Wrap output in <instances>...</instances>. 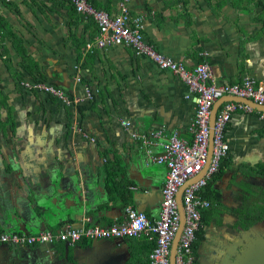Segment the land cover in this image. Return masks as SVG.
<instances>
[{
  "label": "crops",
  "instance_id": "crops-1",
  "mask_svg": "<svg viewBox=\"0 0 264 264\" xmlns=\"http://www.w3.org/2000/svg\"><path fill=\"white\" fill-rule=\"evenodd\" d=\"M123 1L144 18L146 41L159 53L188 69L209 63L219 84L250 76L264 85V0H88L111 15ZM75 8L65 0H0V233L109 227L125 223L128 208L157 220L168 167L152 161L144 136L194 138L197 103L187 84L130 47L99 49L97 21ZM40 81L73 102L25 85ZM88 89L93 99L83 100ZM226 139L222 174L209 181L219 206L202 212V247H241L249 238L233 232L229 208L222 215L238 186L224 174L264 162V120L239 111ZM160 142L154 154L163 152ZM262 228L252 234L264 239ZM153 244L146 237L4 244L0 264H150Z\"/></svg>",
  "mask_w": 264,
  "mask_h": 264
},
{
  "label": "built area",
  "instance_id": "built-area-1",
  "mask_svg": "<svg viewBox=\"0 0 264 264\" xmlns=\"http://www.w3.org/2000/svg\"><path fill=\"white\" fill-rule=\"evenodd\" d=\"M72 3L79 12L93 16L99 25L95 46L107 49L112 46H127L136 55L144 56L155 62L161 69L168 70L180 77L188 86L190 95L194 96L197 107L192 123L193 141L179 138L178 132H173L165 138L163 131H156L153 138L146 137L144 142L154 163L168 167L165 185L162 190V203L159 218L151 220L146 213L133 208L127 209V221L109 227L82 226L68 227L58 232L42 231L37 234L0 233V246L4 244L22 245L26 247L38 244L53 245L57 242L76 244L83 238H141L146 237L155 243L149 258L150 264H193L192 245L196 233L202 224V212L210 206L209 200L202 197L211 178L218 173L222 161L228 157L230 144L226 139L228 125L235 113L257 114L264 120V111H258L242 101H226L217 114L212 137L210 156V121L215 103L222 98L252 100L264 106V85L247 76L242 83H217L213 67L202 62L188 69L182 62L159 53L144 34V18L133 17L127 1L120 3L119 12L115 15L94 9L88 0H65ZM1 33V29H0ZM93 50V44L87 45ZM28 88H36L62 100L69 105L73 101L62 90L46 82L35 84L25 83ZM93 93L86 91V98L92 100ZM83 100H75L80 102ZM138 138L137 134H134ZM164 139H166L164 141ZM160 142L163 152L154 154L151 147ZM198 178L196 181L192 180ZM182 204L185 213V225L182 231L176 255L172 260V246L180 229L182 216L179 208L178 195L182 188ZM88 221H91L88 218Z\"/></svg>",
  "mask_w": 264,
  "mask_h": 264
},
{
  "label": "flooded vegetation",
  "instance_id": "flooded-vegetation-1",
  "mask_svg": "<svg viewBox=\"0 0 264 264\" xmlns=\"http://www.w3.org/2000/svg\"><path fill=\"white\" fill-rule=\"evenodd\" d=\"M235 168L231 174H224L225 181L229 180L231 182L234 178L238 186L235 185L237 189L233 192L234 202L231 205L228 204L223 207L222 215L226 216L229 208L233 217H235V222L231 223V226L233 225V232L235 234L239 233L241 239L244 235H248L249 238L248 240L244 239L241 247H202V242L204 243L206 238L199 242L197 236V233L204 225L202 220L201 227L198 229L192 245L193 264H264V241L258 244L255 233L252 234L253 228L263 223L262 235L264 236V162L258 164L256 167L247 168L245 171H240L239 167ZM219 173H221V169H219L217 174ZM238 173H242V178H240ZM259 178H262L263 181L260 182ZM259 182L261 186L257 185ZM253 186H257L256 197L251 196L252 194L248 191ZM209 202L210 206L207 210H212L219 206L218 201ZM215 229L216 227L213 226L212 232L215 233Z\"/></svg>",
  "mask_w": 264,
  "mask_h": 264
},
{
  "label": "water",
  "instance_id": "water-1",
  "mask_svg": "<svg viewBox=\"0 0 264 264\" xmlns=\"http://www.w3.org/2000/svg\"><path fill=\"white\" fill-rule=\"evenodd\" d=\"M226 101H242L250 106H252L253 108H255L256 110L258 111H264V106H260L258 104H256L254 101L252 100H249V99H245V100H240V99H235V98H227L225 100H218L215 105L213 106V109H212V115H211V121H210V127H211V131H210V156H211V151H212V137H213V130H214V126H215V121H216V118H217V114L219 112V109L220 107L222 106V104ZM184 187L182 188L181 192L184 191ZM181 208H180V212H181V216H182V221H181V226H180V229L175 237V240L173 242V246H172V260L174 259L175 255H176V252H177V248H178V245H179V242H180V238H181V235H182V231H183V228H184V225H185V213H184V210H183V204H182V194H181ZM139 211V210H138ZM250 233V232H248ZM258 240H261V241H258ZM264 239H259V237L257 238L256 236V242L258 244H260L261 242H263Z\"/></svg>",
  "mask_w": 264,
  "mask_h": 264
},
{
  "label": "trees",
  "instance_id": "trees-1",
  "mask_svg": "<svg viewBox=\"0 0 264 264\" xmlns=\"http://www.w3.org/2000/svg\"><path fill=\"white\" fill-rule=\"evenodd\" d=\"M75 10H76V8H75ZM223 164H224V163H222V169H223ZM222 169H221V172H222ZM221 174H222V173H219V174L217 175V177L219 178V177L221 176ZM202 197L205 198V199H208L209 201H213V202L218 201V197H217L216 195L213 194L211 183H209V185H208V189H206L205 191H203V193H202ZM202 215H203V214H202ZM202 230H203V229H201V230L197 233L198 238H200V237L202 236V233H201ZM153 247H154V244H153Z\"/></svg>",
  "mask_w": 264,
  "mask_h": 264
}]
</instances>
